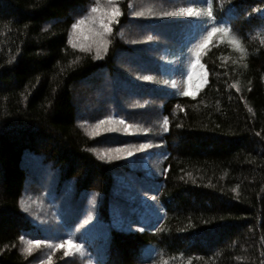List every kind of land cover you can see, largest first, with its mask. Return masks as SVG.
<instances>
[{
	"label": "trees",
	"instance_id": "obj_1",
	"mask_svg": "<svg viewBox=\"0 0 264 264\" xmlns=\"http://www.w3.org/2000/svg\"><path fill=\"white\" fill-rule=\"evenodd\" d=\"M131 1L118 0L122 14L112 24L107 52L96 59V49L81 51L69 43L72 24L96 0H0V264L40 263V253L28 251L27 241L45 239L23 208L32 189L55 204L69 191L70 220L83 218L92 205L91 236L101 248L87 238L84 243L97 264H264V0L189 1L201 12L204 30L188 49L196 35L182 28L180 43L187 45L177 51L186 65V60L195 63L211 29L221 30L200 52L203 69L195 67L200 76L206 73L205 82L194 83L199 87L193 95L156 83L139 86L131 95L145 93L135 99L142 108L158 107V119L144 123H138L139 111L116 97L104 101L112 87L104 89L98 77L129 87L118 58L149 44L127 41L126 32H144L148 24L135 20L136 28L128 26ZM178 24L160 28L168 32ZM151 57L139 60L146 77L171 86L165 66ZM83 84L90 93L82 91ZM143 95L159 100L147 103ZM95 105L94 113L101 114L94 122L110 118L113 110L129 125L156 130L163 177L148 179L145 191L157 209L133 206L125 197L131 190L121 177L144 184L130 169L133 160L106 161L97 154L101 140L87 133L80 116L82 109L93 113ZM113 136L104 138L108 148L143 144L138 137ZM143 137L149 141L150 135ZM41 178H49V185L35 188ZM125 213L128 225L116 227L114 217ZM57 261L73 264L75 259Z\"/></svg>",
	"mask_w": 264,
	"mask_h": 264
},
{
	"label": "rangeland",
	"instance_id": "obj_2",
	"mask_svg": "<svg viewBox=\"0 0 264 264\" xmlns=\"http://www.w3.org/2000/svg\"><path fill=\"white\" fill-rule=\"evenodd\" d=\"M148 0H132L131 1V8H133L132 13L130 16H132V19L128 24V26L132 25L136 28L135 24H138L136 22H133L135 20L140 21H146L148 24L145 25V30L143 31H136V34H133L132 32H126V38L127 41H130V44L134 45H146L143 46L142 50L136 52L133 51L130 53V56H121L118 58L119 66L118 69L124 76V81L126 83H129V87L120 85L110 82L106 75H99V78L103 79V88L112 87L111 90L108 91V94L106 97H104V101H112L114 97L122 104V106H126L130 111H136L140 112L138 123H144V122H151L156 119H158L157 115L154 111L158 110V107H154L152 104L147 109H144L143 104H140L137 102V98L141 94H145L143 91H137L134 96L131 95L132 91H135L139 86L148 84L150 86L155 85V83L166 90H178L180 92H184L186 89H188V77L189 75L193 76V85L194 83H200L201 82V76L199 72L197 71L199 68L193 69V63L191 61H187L184 63L183 57L181 56L180 52L177 51L179 45H187V42L180 43L181 39H183V33L182 28L186 27L185 31H193V36L196 35L195 38L189 40L188 49L189 47H192L193 44H196L199 42L198 35H201L200 32L204 30L203 26L199 25L202 21V14L200 12L199 16H168L165 15L167 12H174L181 8H194L192 7L190 0H153L154 4L152 6V3H148ZM114 2L118 5V0H114ZM101 3H106V0H101ZM151 9L149 12L148 10ZM196 9V8H195ZM198 10V9H197ZM137 12H144L143 16H137L135 13ZM174 21H178L179 24L176 27V29L171 28L170 31H162L163 24H171ZM163 22V24H162ZM193 26V28H189L190 26ZM154 26V27H153ZM161 27V28H160ZM153 29L155 31L159 30V32H164L165 36L162 39L157 38L156 36L159 34L158 32H152ZM184 32V31H183ZM133 35H136L135 37ZM140 35V36H138ZM109 34H106L103 39L109 40L108 38ZM187 36V34H186ZM138 37V38H137ZM156 37V38H155ZM203 37V36H202ZM75 42L77 39L80 41L81 45L84 47H92L96 49V42L99 38L93 36L86 28L80 30L75 34L73 37ZM263 38V39H261ZM260 39L264 41V31L261 32ZM119 40H122L120 37ZM132 42V43H131ZM78 43V42H76ZM145 43V44H144ZM89 47V48H90ZM91 48V49H92ZM103 51V50H101ZM177 51V52H176ZM155 57L157 62L159 64L165 66L169 78H171L172 83L171 86L166 84L164 81L161 82V84L151 79H145L146 75L144 73V67L140 64V59L144 58L147 60L153 61L152 57ZM160 67V66H159ZM149 70H152L151 68ZM193 73H195L193 75ZM160 81V79H158ZM117 82V81H116ZM174 85V86H173ZM82 91H90L89 85L83 84L80 86ZM96 88V86H93V88ZM131 88V89H130ZM194 87L191 89L193 92ZM90 93V92H89ZM96 98L102 99L101 94H95ZM142 97H145L147 100V103H151L152 100L155 102V100H159V98H156V96H151L152 99L147 96L143 95ZM136 99V100H135ZM94 109H92L93 113H90L87 115L86 112L81 110L80 116L82 117V122L87 127V130L90 135L99 138L101 148L98 150L97 154L100 158L105 159L106 161H118L119 159H128L133 160L134 162L131 163L130 169H134L133 171L136 172L140 177L142 176L141 180L144 184L139 182V184H135L131 181H128L125 179V177H121L120 181H122V184H125L126 189H130L131 191L125 196L127 201L134 205H140L142 207H145L146 210L158 208L157 202L154 200V198H151L150 195H148L147 191H145V188L147 187V184L149 183L148 179H152L153 177L155 179L159 178L161 179L162 172L160 171L161 165H163V159L164 157L160 154V148L159 144L157 143V133L155 130V133L153 134V131L150 127L144 126V125H129L126 123V121L120 117H118L115 112L111 111V120L113 122L117 121H124V124L119 123H110V124H103L100 126V128L97 130L96 125L100 122H94L97 119V115L101 114L100 112L94 113L96 108V105L93 106ZM154 107V108H153ZM83 108V107H82ZM145 111V112H141ZM91 116V117H89ZM98 117H104V116H98ZM90 119L93 123L89 125L87 121ZM107 119L104 120H108ZM84 120V121H83ZM102 121V120H101ZM125 125L131 126L128 129H125ZM107 128H114V131H106ZM98 133V134H97ZM149 134L150 138L149 141H143L144 135ZM106 135H115L113 137L118 138H124V137H138L137 139L141 143H147L148 145L146 147L141 148L143 145H136L134 146H115L114 148H108L104 141V138ZM104 144V145H103ZM122 150L120 152H117L116 150ZM129 152L131 154H129ZM30 166V165H29ZM33 173V170H32ZM34 178H36V174L33 173ZM56 179L58 180V177L56 176ZM48 180L41 178L35 181L36 186L35 188H40V186L49 185ZM125 188V187H124ZM127 189V191H129ZM34 191V189H32ZM30 191L27 193L26 199L24 200V211L27 214V216L35 223V226L41 232L44 236L45 243L40 244L39 246H31V251L40 253L38 257V261H40L39 264H55L59 263L58 258L62 260L68 259L70 256L75 259V262L73 264H97L96 260H93L89 256V250L87 248L88 242L92 246H96V248H101V242L95 241L94 237L91 236L94 232L95 227V218L93 216L92 212V205L88 206L86 208L85 216L80 219V217L77 220H70L68 216L66 215L67 208H66V198L69 196V191L62 196L60 199V202L55 203H48L47 201H44L40 195H38L39 192H32ZM38 191V190H36ZM71 201V200H69ZM127 202V203H128ZM124 218L120 217L119 215H116L114 217V223L116 227L124 225H128L126 221H128V215L125 213L123 214ZM91 227H93L92 231H90ZM97 237V236H96ZM85 238H87L88 242L84 243ZM72 239L75 243L81 244L83 246V252L76 253L73 249H70L67 245H65L64 248H56V245L68 240ZM97 244V245H96ZM91 250V247H90ZM68 251L70 254L65 255V252ZM92 253V250H91ZM72 259V258H71ZM108 263V260H107Z\"/></svg>",
	"mask_w": 264,
	"mask_h": 264
},
{
	"label": "snow or ice",
	"instance_id": "obj_3",
	"mask_svg": "<svg viewBox=\"0 0 264 264\" xmlns=\"http://www.w3.org/2000/svg\"><path fill=\"white\" fill-rule=\"evenodd\" d=\"M131 7V5H129ZM149 12L151 9L148 10ZM121 9L120 7L114 2V0H106V3H101V0H96V3L92 6L89 7L88 12L78 20H76L72 26V33L69 38V43L72 45L73 48L80 47L81 51H90L91 48H85L82 45H77L73 37L77 32H79L82 29H87L93 36L99 38L96 42V56L94 58L100 59L101 57V50L104 52H107V46L109 41L103 39L106 34H110L112 32V24L113 23H118V17L121 15ZM137 16H143L144 12H137L135 13ZM165 15L168 16H199L200 11L195 9V8H181L177 11L174 12H167ZM208 17L212 16L211 12V7L209 6L208 12H207ZM221 31L219 28L213 27L211 31L208 33L207 38L199 45V48L197 49L195 56L196 60L195 63L193 64V69L197 65L200 66L201 69H203V65L200 64V52H202L205 48H207L208 44L211 42L212 37L217 33ZM227 31V30H225ZM230 42L234 43L239 47V42L236 41L235 39L231 40ZM195 73H193L194 75ZM205 77L206 73L201 76V83L205 82ZM145 79H151V77H145ZM167 83V82H165ZM174 86V85H173ZM193 87L198 88L199 85H193V76L189 75L188 77V89H186L182 94L183 95H193L194 93L191 91ZM110 123H119V124H124V121H117L113 122L111 118L108 120H102L96 125V129L98 130L101 125L103 124H110ZM165 125V129L168 124L167 118L164 119L163 121ZM131 126L125 125V129L130 128ZM106 131H114V128H107L105 129ZM98 134V133H97ZM146 147L145 145H142L141 148ZM117 152H120L122 150L117 149ZM129 154H131L129 152ZM42 241L39 240H28L27 244L30 246L28 251H31V246H39L42 244ZM65 245H67L70 249H73L74 252L76 253H81L83 252V246L81 244L75 243L72 239H68L58 245H56V248H64ZM70 253L68 251L65 252V255H69Z\"/></svg>",
	"mask_w": 264,
	"mask_h": 264
}]
</instances>
